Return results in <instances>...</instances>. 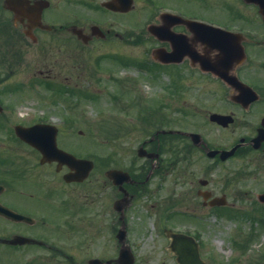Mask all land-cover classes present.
I'll return each instance as SVG.
<instances>
[{
  "label": "rangeland",
  "instance_id": "rangeland-1",
  "mask_svg": "<svg viewBox=\"0 0 264 264\" xmlns=\"http://www.w3.org/2000/svg\"><path fill=\"white\" fill-rule=\"evenodd\" d=\"M70 1L64 3L52 0L51 12L47 11V13H52L55 9V14L61 13V10L64 11H62V15H58L57 19L47 18L51 25L57 27L68 21H78V25H88L97 20L105 23L104 27L110 28L113 30L112 32L122 34L127 30L136 31L139 35L137 38L131 36L130 39L133 41L129 43H124L118 36V38L113 36L105 41L95 39L85 44L71 36L70 33L59 34L53 31H43L39 32L37 42H31L24 35L18 34L17 29L12 25L10 12L6 9L2 10L0 7V104L3 106V112L0 114V146L2 147L1 156L4 157L0 158V166L8 168L10 172H5L10 175V179H13L10 181V188L3 197L4 203L27 215L33 214L36 217L45 218L50 227H54V223L62 221L59 228L63 232H59L57 236L61 241L55 239L52 234L49 239L51 238L52 242L56 241L59 245L70 249L69 252H73L75 255L74 262L85 264L88 258L94 257L93 255L105 259L112 257L113 244H110L107 226L105 228V226H99L93 222V217L88 216L92 210L87 212L86 217L82 214L84 210L87 211L86 207L101 208L105 205L106 198L101 197L102 191H100L98 194L96 193L93 202V191L78 190L80 187L84 188L83 185H90L91 180L86 181V184L68 185L67 192L63 195L64 198L74 194L90 205L80 209L79 204H75L76 211L68 213L70 221L73 223L68 228L65 222L66 215L64 216L62 213L61 205L56 204L54 197L49 200L44 199L42 191L44 184L27 170V168L33 170L34 165L39 163L38 154L15 137L12 131L14 126L43 121L57 123L61 122V119L70 118L71 120L73 118L77 123L72 125V131L68 132L66 129L62 131L60 134L61 143L79 156L86 154L107 156L112 151H119V148L110 147L112 128H116L120 121L132 123L128 120L127 113L121 114L122 118L112 117L115 114L113 110L123 111L128 108L127 104L132 105L131 101L135 100L136 91L143 97H150V95L160 92V87H163L164 93H161L163 98L160 101L163 103L164 109H172L176 105L174 102L177 99L186 110L192 107H198L199 110L217 106L221 108L222 105L208 101L211 95L216 92L217 84H209L206 79L199 83L196 82V87L183 88L181 95L175 96L169 93L166 86L174 81L172 73H164L165 77L162 73L150 74L147 71L142 73L138 70L141 65H147L149 68L155 66L151 59V52L153 48L161 45L158 40L149 37L150 35L145 31L149 21H156L157 10H159L156 6H169L188 15L201 16L209 21L218 19L219 22L227 24H230V20L241 23L240 14L246 13L254 18L255 23L250 22V18H248L245 21V29H257V32L261 33L264 28L256 24V22L260 23L256 9L245 6L240 0H199L198 2L195 0H151L155 4H152L150 0H136L134 10L125 16L108 15L91 0ZM3 2L4 0H0V6L3 5ZM20 42L23 44L22 47ZM259 48L264 51V47L260 46ZM113 53H116L115 57H110L109 54ZM256 54L254 53V55ZM129 57L133 59V66L136 65L137 68L120 66L122 65L120 62L129 59ZM259 57L262 58L260 64H264V55H259ZM111 73L119 76V80L124 79V85L118 84L117 81L112 82V78H109ZM156 75L159 79L156 78ZM167 77L171 78V81ZM43 82H52L55 85L58 83L60 86H64V91H69L70 94L67 92L64 95L63 92L58 93L59 91H56L54 87L55 90L52 91ZM118 87L125 94L131 92L133 97L127 102H124L125 100L114 102L111 107L112 95L110 94L116 92ZM86 89L87 91L91 90L95 95L90 94L89 91L83 92ZM180 90L178 89L176 93H179ZM186 98H189L188 102L182 104ZM157 107H159V111L162 109L161 106ZM135 109L136 113L139 112L138 108ZM200 113L204 115V112L200 111ZM132 114L130 113V115ZM50 115L52 116L50 117ZM196 115L197 113L186 116L183 122L177 123V127L194 128L191 122L200 120V117ZM203 117L206 118L202 116V120ZM136 118H138L137 115ZM134 122L137 124L139 121ZM148 122L150 123V121ZM80 131L83 133L80 134ZM129 135L125 134L117 144L133 150V146L137 145L139 141L137 135L127 138ZM140 135L138 138H141ZM166 156L171 157L169 153H166ZM197 156L193 157L190 165L184 161L179 163L182 172L179 173L177 182L173 181L171 177L172 181L166 179L168 184H164V186L171 185L172 189L169 188L171 191H175L174 198L179 199V202H176L174 207L181 214L177 225L169 224L167 227L172 226L177 230L190 232L198 231L203 242V253L209 259V264H264V214L261 211L264 210V204H261L257 198L264 192V160L256 161L239 157L229 160L220 165L228 171L234 169L233 173L228 172L227 176L221 173V169L217 171L218 167L212 170L213 192L216 194L224 192L225 177L230 184L227 187L229 189L228 206H237L240 209V211L228 209L227 212L220 214L219 212L223 210L214 212L208 206H204L202 198L196 193L197 189H204L198 181L205 178L202 170L206 161L213 165V160L209 157L207 160L197 158ZM127 162L129 163V158H127L126 164ZM43 168L53 171L50 166ZM185 171L193 173L195 171L196 174L188 176L189 174L186 175ZM95 173L93 172L92 177ZM43 180H47V178L44 177ZM53 183L55 182L53 181ZM175 183L177 184L174 185ZM209 189L212 191L211 187ZM170 192L168 189L167 191L163 190V198L170 195ZM85 195H87L88 201L85 200ZM192 199H195V204ZM62 201L65 202L63 198ZM166 208L164 207L163 212L159 209V212H154L152 216L145 209L141 210L137 216H130V226L139 225L141 234L145 235V237L141 236V239L136 232L131 233L136 247L135 252L141 256L139 264H176L174 255L167 249L169 241L164 239L159 224L167 222L168 215L172 217V214L176 215L178 212L167 213ZM97 220H100L102 225L105 223L103 218ZM39 222L41 219H38L37 225ZM42 223H44L43 220ZM35 227L32 228L37 235L41 234V230H38L39 226ZM72 227L79 230L75 233L76 235H65V230ZM26 228L28 227L26 226ZM30 229L29 227L28 230ZM43 229L50 228L45 226ZM19 230L22 229L16 225H6L4 230H0V236L9 235L11 232ZM73 239H76L79 245ZM20 251L22 254L11 246L0 247V264H27L28 258H36L37 260L33 264H41L45 256H48L38 248L36 250L21 249ZM51 259L52 262L47 263L69 264L60 260L55 262L54 258Z\"/></svg>",
  "mask_w": 264,
  "mask_h": 264
},
{
  "label": "flooded vegetation",
  "instance_id": "flooded-vegetation-1",
  "mask_svg": "<svg viewBox=\"0 0 264 264\" xmlns=\"http://www.w3.org/2000/svg\"><path fill=\"white\" fill-rule=\"evenodd\" d=\"M47 1L48 5H46V0H9V6L14 10L9 11L12 16L13 26L17 29L18 34L24 35L31 42H33L30 37L31 35L37 36L39 32L49 31L45 29L43 25H51L47 18L50 19L52 17V19H57L58 15H62V11H64L61 10V13L58 12L55 14V9L52 13H49L51 12L53 3L52 0ZM60 1L66 3L69 0H59V2ZM91 1L99 8H102L103 12H106L108 15L113 16L114 14H119L125 16L124 13L107 9L104 6V3L110 0H100L99 2L96 0ZM195 1L197 2L198 0ZM240 1L245 6L256 9V14L260 20V23L256 22V24L264 28V0ZM80 2H82V0H80ZM40 7H42L41 10ZM171 10L173 14L183 17V20H174L173 25L168 28L170 33L175 34V40L163 39L160 41L156 37L148 35L158 40L161 44L152 49L151 57L154 54L159 58V55L163 56V54H167L172 50L175 54V61L173 63H158L159 65H156L157 68L168 69L174 72V81L167 85L169 93L175 96L181 95L183 88L196 87V82L199 83L206 79L209 84H217L216 92L211 95L208 101H211V103L214 101L222 105L221 108L217 106L199 110L198 107H192L186 110L185 107L179 104L180 102H178L177 99L174 102L176 105H174L172 109H164L162 107L155 124L156 126L160 125L161 128H155L154 131L149 129L147 131L151 133V135L147 138H140L141 142H139V147L142 146L141 149L146 151L144 153L141 150V153L145 154L143 157H138L137 150L135 151L136 156L133 154L136 145L133 146V150L127 148L129 163L127 162L126 164L123 162L120 163V165L115 161H110L107 168L110 170L119 169L124 173L123 175L106 178L105 171L107 169L103 170L104 167H98L96 170L97 176L92 178L91 184L83 185L84 188H78V190L82 189L84 192L87 191V189L88 191H93V202L96 193L98 194L102 191L101 197L104 196L106 198L105 205L101 208H91L83 199H79V197L74 194L64 198L66 206L70 207L72 210H75V204H79L80 209L85 208V206H90L86 207L87 211L84 210L82 214L85 216L88 211L92 210L91 214L87 215L93 217V222L99 226H105V228L107 226V232L110 235V244H113V254L115 253L117 232L124 224L126 226L127 239L129 242L132 239V234L135 232L139 238L142 239L143 237L140 226L131 227L129 221L125 217L130 216V214H137L143 209L155 211L162 206L164 201H167L166 206H174V203L179 202V199L176 200L174 198L175 191H171V185L169 186L171 189L164 186V184H168L166 179H172L177 182L179 173L182 172L179 168V163L184 161L190 165L193 157L196 155H198L197 158L208 160L209 157L213 160V165H211L209 161H206V165L202 170L203 174H205V178L198 181L204 189H197L196 192L197 195L202 198V204H209L208 208H211L209 206L219 202L218 197L224 196L228 198L229 189L227 187L230 185L224 177V192L222 194L214 193L212 189L213 180H211L213 169L218 167L217 171L221 169V173L227 176L228 172L233 173L234 169L228 171L220 165L229 160H234L236 157L256 161L264 160V64H260L262 58L259 57V55H264V51H261L259 48L260 46L264 47V31L260 33L257 32V29H245V21H247L248 18H250V22L255 23L254 18L246 15V13L240 14V18H242L241 23L230 20V24H235L230 25L225 22L221 23L218 19L209 21L201 16L188 15L179 9L172 8ZM47 11L49 12L47 13ZM230 14H232V12H230ZM85 22L84 18V24ZM154 23H160L159 25H161L162 21L158 19V21ZM195 23L218 25L226 30L242 32L244 34L242 36L236 35L235 39L229 41L220 39L221 45L231 47L228 55L220 59V62L223 63L222 66L218 64V57L221 51L218 49L211 50L210 46H212L213 43L210 40L207 41V39L212 35L220 38L223 35L213 33L212 30L207 27L196 25ZM51 26L52 28L50 30L54 33H70L71 36H73L72 32L76 30L78 26L82 27L78 25V21H68L57 27L54 25ZM86 26L85 28L88 30L91 24ZM104 26L105 23L101 22L103 40H108L118 35L112 32L113 30L110 28H105ZM88 31L89 34H91V29ZM130 35V32H125L124 35L121 34L118 35V37L124 43H129V41H131ZM22 45V42H20L21 47ZM157 50L159 55L155 54ZM254 53L257 54L254 55ZM232 55L234 57H232ZM228 56H231V58H228ZM215 73H219V75ZM240 82L246 86H242ZM160 88L161 91L158 92L157 98L162 99L163 96L161 93L164 92L163 87ZM178 89L181 90L179 93H176ZM188 100L189 98L184 99L182 104H185ZM200 111L204 112V115H201ZM194 112L197 113L196 116H199L202 122L200 120L191 122L194 128L185 129L177 127V123L183 122L186 116L195 115ZM215 115L222 117L220 120L213 119ZM202 116L206 118L203 117L202 120ZM219 117L215 116L214 118ZM199 121L200 123H198ZM142 127L145 126L141 125V129ZM161 129L177 130L183 134L175 133L172 135L159 133L157 135V131ZM137 131L138 129L135 125L130 129L132 134H135ZM147 131H142V134ZM191 133L197 136L192 138L189 136ZM143 136H146V133ZM230 150H233L234 154L224 158L225 155H223L222 152H228ZM166 153H169L171 157L169 158L166 156ZM51 164L55 166L56 173L59 174L57 163L53 162ZM62 169L63 173L58 175V180H60V177L63 180L64 175L70 172L67 167H63ZM194 173L185 171L186 175L189 174L188 176H195L196 173ZM0 175L2 174L0 173ZM70 184L74 185L77 183L74 182ZM176 184L177 183L174 185ZM209 187H211L212 191ZM167 189L168 192L171 191L170 195L166 196L168 200L163 198V190L167 191ZM50 194L51 190L48 194L44 193L45 198ZM85 196V200L88 201L87 195ZM1 200H3L2 197ZM192 201H195V199H192ZM14 210L20 212L16 208ZM98 218L105 219V223L102 225V222L97 220ZM168 222L174 226L173 219ZM13 225H18V228L20 226L19 223H13ZM17 233L26 235L25 229L19 230ZM164 239L166 240L165 237ZM41 246L49 250L53 247L50 243H48V245L42 244ZM55 246H57V244ZM59 252L61 257L67 261L69 258L68 255L62 251Z\"/></svg>",
  "mask_w": 264,
  "mask_h": 264
},
{
  "label": "water",
  "instance_id": "water-1",
  "mask_svg": "<svg viewBox=\"0 0 264 264\" xmlns=\"http://www.w3.org/2000/svg\"><path fill=\"white\" fill-rule=\"evenodd\" d=\"M164 17V20H166V23H165V26H170L172 24V22L169 20V16L165 15L163 16ZM168 18V20H167ZM162 30V29H161ZM161 30L159 31V33L161 32ZM155 33H156V29L154 30ZM162 32H164L162 30ZM213 33H219L221 34L220 32H215V31H212ZM158 33V32H157ZM223 36L220 38V37H217V36H214L212 35L210 38L207 39V41H211L213 43L212 46H210L211 50H214V49H218L219 51H221V54L219 55V61H218V64L222 66L223 63L220 62V59L223 58V57H226L229 53V50H230V46H223L220 44V39H225V40H231L232 35H229V34H222ZM234 39V37H233ZM232 57H234L232 55ZM228 58H231V56H228ZM18 129V128H17ZM19 130V129H18ZM20 133V132H19ZM25 241H30L28 239H24L22 237H17L16 239H14L13 241H11V243H24ZM122 263L121 264H133V258H131L130 254L126 251V252H123L122 253ZM95 264H97V262L95 261Z\"/></svg>",
  "mask_w": 264,
  "mask_h": 264
}]
</instances>
